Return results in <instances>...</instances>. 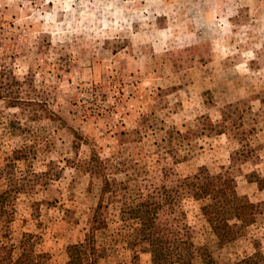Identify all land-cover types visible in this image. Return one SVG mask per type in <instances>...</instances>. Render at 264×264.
I'll use <instances>...</instances> for the list:
<instances>
[{"label": "rangeland", "instance_id": "1", "mask_svg": "<svg viewBox=\"0 0 264 264\" xmlns=\"http://www.w3.org/2000/svg\"><path fill=\"white\" fill-rule=\"evenodd\" d=\"M197 175L254 222L214 231ZM4 194L0 264H67L93 225L99 264H150L153 223L264 264V0H0Z\"/></svg>", "mask_w": 264, "mask_h": 264}, {"label": "trees", "instance_id": "2", "mask_svg": "<svg viewBox=\"0 0 264 264\" xmlns=\"http://www.w3.org/2000/svg\"><path fill=\"white\" fill-rule=\"evenodd\" d=\"M193 179L195 182H186L183 185L189 189L195 200L200 202L209 200V204L204 205L201 212L214 231H219L225 221H238L244 226L254 222L258 210L253 203L240 205L234 196L220 198L201 181L199 175ZM6 197L9 199L7 194ZM6 197L5 194L0 195V203L1 200L5 201ZM2 209L0 208V215L6 213ZM167 232V229L155 223L141 225L140 228L134 230L135 237L137 239L141 237L139 241L145 242L149 246L147 250L152 256L150 264H194L195 259L198 257V250L187 233H178L181 238L171 242L164 235ZM94 234L95 228L93 225L90 228L88 242H80L67 248V264H85V261L86 264H99ZM261 261V254L256 253L248 257L244 263L259 264Z\"/></svg>", "mask_w": 264, "mask_h": 264}]
</instances>
